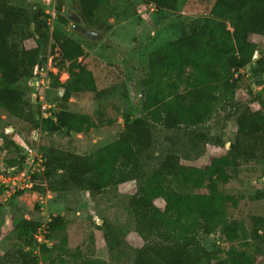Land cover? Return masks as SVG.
Listing matches in <instances>:
<instances>
[{
	"label": "trees",
	"instance_id": "16d2710c",
	"mask_svg": "<svg viewBox=\"0 0 264 264\" xmlns=\"http://www.w3.org/2000/svg\"><path fill=\"white\" fill-rule=\"evenodd\" d=\"M141 1L168 12L175 11L181 2ZM68 4L85 28L102 35L111 30L107 23L112 17L109 0H68ZM56 10H65L64 0H56ZM46 18L34 3L0 0V110L39 134L36 146L44 170L33 176L31 190L40 194L83 193L95 199L135 180L136 190L125 206L133 231L141 240L132 251V264H264L257 263L253 254L234 248L221 260L198 241L201 232L209 234L218 227L229 243L247 239L240 223L227 221L225 205H235V198L225 195L218 185L229 181L231 170L255 160L264 161V102L259 104V114L240 109L237 104L234 111L224 113L222 119L233 116L235 122V130L226 140L210 138L200 127L211 120L218 106L223 108L233 101L242 70L254 85L262 84L264 53L252 60L257 45L249 37L264 38V0H214L207 16L193 22L187 33L150 52L147 63L138 71L142 108L146 112L170 100L162 127L144 116L131 119L124 115L117 139L92 154L58 148L50 141L62 133L86 134L101 121L97 124L90 116L69 112L64 106L57 113L49 111L51 116L44 118L39 108H33V99L16 87L38 79V72L46 68L47 46L51 43L50 52L58 55L56 68L68 75L61 83L59 74L47 73L49 88L62 89L61 101L65 104L81 93L100 95L92 72L79 62L85 55L83 46L94 43L72 31H49ZM59 22L67 25L66 14ZM28 42L29 47L25 45ZM9 134L19 135L15 130ZM4 141L6 147L17 150L13 140ZM207 144L229 146L223 156L203 168L183 163L198 156ZM17 164H22L19 156L8 163ZM181 188L186 191L179 192ZM156 199L164 202L163 209L154 205ZM65 227L64 217H51L44 238L64 243ZM97 227L104 230L112 258L119 260L123 233L106 220ZM38 228V223L24 219L14 232L24 245L31 246ZM260 232L264 236V219L254 217L251 236L258 239ZM49 251L45 245L40 246V253ZM3 258L7 264H39L38 257L23 248L8 250Z\"/></svg>",
	"mask_w": 264,
	"mask_h": 264
},
{
	"label": "rangeland",
	"instance_id": "374dc122",
	"mask_svg": "<svg viewBox=\"0 0 264 264\" xmlns=\"http://www.w3.org/2000/svg\"><path fill=\"white\" fill-rule=\"evenodd\" d=\"M20 1L24 4L34 3L43 9L49 31L54 28L66 34L72 31L69 20L65 26L60 24L59 19L65 16V10H56V0ZM213 1L181 0L175 11L168 12L146 6L141 0H109L112 17L107 23L111 25V30L103 34L102 39L93 46L85 44V55L79 59L92 72L100 95L77 94L65 104L61 101L62 89L49 88L44 96L49 111L57 113L64 106L69 112L88 115L95 123L101 121V124L86 134H57L50 143L78 154H92L117 139L123 130L124 115L131 119L144 116L147 121L162 127V118L169 109L170 100L145 112L142 108L143 95L138 71L147 63L150 52L176 40L188 32L193 22L206 17ZM71 7L75 8V5ZM249 41L257 45L252 57L254 61L260 53H264V38L254 35L249 37ZM25 45L29 47L30 43ZM50 51L51 43L47 46L46 68L52 69L65 81L68 77L66 73L56 68L58 55ZM239 75L242 78L238 82L233 101L223 104V108L218 106L211 120L200 127V131L208 134L210 138L217 136L226 140L235 130L233 116L228 120L222 119L224 113L234 111L235 104L240 109L259 114V104L264 102V76L261 85H254L246 70H242ZM31 86L35 90H31ZM16 87L24 90L27 98L33 99L34 109L41 110L38 98L42 88L38 85L35 87L34 82ZM109 120L113 123L108 124ZM10 127L29 145L36 146L39 138L38 132L32 131L27 124L0 110V161L4 165L3 169L18 156V151L13 146H5L4 139L12 141ZM31 136L33 140H30ZM228 146L204 145L198 156L183 163L203 168L212 159L223 156ZM263 177L264 161L255 160L231 170L229 181L218 185V189L225 195L235 198V205L232 202L225 205L227 221L240 223L247 233V239L233 243L224 239L219 227L212 233L201 232L198 235V241L221 260L225 258L227 251L234 248L253 254L257 263L264 262V236L262 232L258 239L251 236L252 219H264ZM135 190V180L120 184L117 191H107L95 199L83 193L40 194L31 189L21 195L7 197L3 194V189H0V264H7L3 255L15 248L33 252L38 257L39 264H132V251L141 245V240L133 231L125 206L128 196ZM178 191L186 190L181 188ZM154 205L159 209L164 208L161 199H156ZM53 216H62L66 220L65 242L61 239H45L46 242H39L36 238L38 229L42 231V227H46ZM24 219L39 225L31 246L24 245L14 232V227ZM103 220L123 233V253L119 260L112 258L103 238L104 230L97 227L103 225ZM41 245H45L50 251L40 253Z\"/></svg>",
	"mask_w": 264,
	"mask_h": 264
},
{
	"label": "built area",
	"instance_id": "2783aa9c",
	"mask_svg": "<svg viewBox=\"0 0 264 264\" xmlns=\"http://www.w3.org/2000/svg\"><path fill=\"white\" fill-rule=\"evenodd\" d=\"M49 60V63L51 64L52 61L51 59ZM48 72L54 73L52 69L45 68L38 72V79L34 80L36 81L37 85L42 88V91L39 92L40 95L38 94V100L39 102H41L40 112L42 117L44 118L51 116L49 112V106H47L44 102L45 91L49 89L50 84V80L47 76ZM59 81L61 83L65 82L62 81L61 76H59ZM14 142L18 151V156L22 160V164L8 166L3 169L4 165L0 161V189H3V194L7 197L15 195L18 192L24 193L25 191L31 189L33 186V176L41 173L44 170V160L37 146L29 145L24 139L20 138L19 136L14 137ZM45 234V227H42V231L38 229V234L36 236L37 240L39 242H46L44 238Z\"/></svg>",
	"mask_w": 264,
	"mask_h": 264
},
{
	"label": "water",
	"instance_id": "95a60500",
	"mask_svg": "<svg viewBox=\"0 0 264 264\" xmlns=\"http://www.w3.org/2000/svg\"><path fill=\"white\" fill-rule=\"evenodd\" d=\"M64 9H65L66 18L72 23L71 30L73 34L86 38L93 43L98 42L102 39L103 37L102 34L94 30L87 29L82 25L81 20L78 17L77 13L70 8L68 4V0H64ZM36 85L37 83L36 81H34V86L36 87ZM11 132H12V129H11Z\"/></svg>",
	"mask_w": 264,
	"mask_h": 264
},
{
	"label": "crops",
	"instance_id": "0c3cea01",
	"mask_svg": "<svg viewBox=\"0 0 264 264\" xmlns=\"http://www.w3.org/2000/svg\"><path fill=\"white\" fill-rule=\"evenodd\" d=\"M67 78H68V77H67ZM10 129H12V132H10V133H13L14 129L11 128V127H10ZM15 136H19V135H15ZM15 136L12 137L13 142H14V137H15ZM19 137L22 138L21 136H19ZM22 139H23V138H22ZM14 143H15V142H14ZM15 147H16V146H15Z\"/></svg>",
	"mask_w": 264,
	"mask_h": 264
}]
</instances>
